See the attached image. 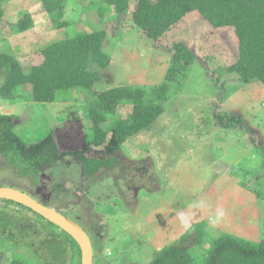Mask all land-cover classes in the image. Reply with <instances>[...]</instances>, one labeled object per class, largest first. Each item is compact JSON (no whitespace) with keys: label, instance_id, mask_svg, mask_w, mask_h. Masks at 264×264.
<instances>
[{"label":"rangeland","instance_id":"1","mask_svg":"<svg viewBox=\"0 0 264 264\" xmlns=\"http://www.w3.org/2000/svg\"><path fill=\"white\" fill-rule=\"evenodd\" d=\"M3 4L7 14L0 23V53L15 54L25 70L41 64V51L69 33L54 27L41 0H5ZM87 5V0H67L61 21H71V29L77 32L91 31L88 18L95 17L85 9ZM26 15L34 27L13 34L10 25ZM130 16L113 22L104 18V28L112 38L104 49L111 62L102 70L94 91L164 83L172 64L170 50L181 40L188 41L197 56H217L214 62L220 58L233 64L238 58L234 29L215 30L197 12L167 33L161 43L165 49L133 27ZM29 88L13 99L0 97V112L18 116L16 130L25 139L39 141L54 129L60 148L67 151L92 133L87 121L65 120L72 111L86 116L91 93L75 90L64 95L69 98L42 105L31 100ZM132 110L131 105L121 106L103 129L128 119ZM116 156L120 160L116 167L102 169L94 177L85 175L78 159L65 157L41 170L40 194L32 178L22 177L20 168L0 155V187L19 189L45 203L49 198L44 194L61 182L66 210L74 212L68 217L78 220L89 235L91 229L100 233L102 248L95 258L101 252L104 264H148L164 247L178 243L192 250L193 264H203L220 234L264 241V86L260 82L243 84L235 75L213 82L201 63H193L186 79L181 74L172 84L158 121L129 139ZM58 167L64 170L62 175ZM198 223L208 229L203 244H195V234L180 243L181 236L195 233L192 226ZM0 236V264H9L15 257L43 264L34 257V249L13 244L2 231ZM41 251L46 264H56L47 249Z\"/></svg>","mask_w":264,"mask_h":264},{"label":"trees","instance_id":"2","mask_svg":"<svg viewBox=\"0 0 264 264\" xmlns=\"http://www.w3.org/2000/svg\"><path fill=\"white\" fill-rule=\"evenodd\" d=\"M4 2L5 0H0V23L7 14ZM41 2L53 20L54 27L64 28L69 33L64 39L45 47L41 51L43 62L29 70L24 69L15 54L1 52L0 97L13 99L19 91L30 87V98L37 104H54L60 99L69 98L64 95L75 90L91 93L93 101L86 116L72 111L65 118L67 123L80 124L87 121L92 129V133L85 134L76 149L67 151L60 148L54 129H50L39 141H28L16 130L18 116L0 112V155L14 167L20 168L22 177L32 178L34 189L40 194L43 192L41 170L61 163L65 157L78 159L81 169L89 177H94L102 169L105 171L116 167L120 161L116 155L121 152L125 143L158 121L171 97L172 84L181 74L182 79H186L188 68L195 62L204 66L213 82H217L222 76L235 75L243 84L258 81L264 86V0H87L85 9L95 18H88L91 31L82 32L71 29V21H61L67 0ZM195 12L215 30L234 29L238 40V58L233 64H227L220 58L218 62H214V57L217 56H197V50L191 48L188 41L181 40L174 43L170 50L173 54L172 64L164 83L150 87L126 85L94 91L96 84L102 79V70L108 68L111 62L110 55L104 49L106 41L112 40L104 28L105 22L117 21L121 16L129 14L133 27L143 31L157 47L165 49L161 43L167 33L188 14ZM33 27L30 15L10 25L13 34ZM197 49L199 51L198 46ZM127 105L133 107L129 118L110 123L107 129H103L109 117L118 108ZM223 116L226 117L224 114ZM57 171L61 175L64 172L61 167ZM62 191L61 182L53 185L49 193L44 194L49 201L46 200L43 204L50 207L48 203H51L52 206L59 207V210L55 209L68 217L74 212L66 210L67 202ZM70 219L82 226L78 220ZM192 229L195 233L184 234L180 243L193 238L195 234V244H203L208 236L206 224H194ZM0 231L6 233L5 237L13 244L23 243L34 249V257L43 264L47 263V257L42 249L49 251L56 264H65L67 261L69 264H81V250L77 242L64 230L21 204L0 200ZM91 235L96 251H100V233L93 230ZM37 245L39 248L36 249ZM209 247L203 264H264V241L254 243L220 234ZM97 254L95 264H102L101 252ZM194 257L189 247L178 243L164 247L148 264H193ZM9 264L29 262L15 257Z\"/></svg>","mask_w":264,"mask_h":264},{"label":"water","instance_id":"3","mask_svg":"<svg viewBox=\"0 0 264 264\" xmlns=\"http://www.w3.org/2000/svg\"><path fill=\"white\" fill-rule=\"evenodd\" d=\"M0 200L21 204L47 219L69 234L81 250V264H94V248L87 232L75 221L54 208L44 205L29 193L12 187H0Z\"/></svg>","mask_w":264,"mask_h":264},{"label":"clouds","instance_id":"4","mask_svg":"<svg viewBox=\"0 0 264 264\" xmlns=\"http://www.w3.org/2000/svg\"><path fill=\"white\" fill-rule=\"evenodd\" d=\"M82 227V226H81ZM88 234V233H87ZM90 237V236H89ZM91 239V238H90ZM92 245H93V243H92ZM94 248V247H93ZM95 249H94V264H95V260H96V258H95Z\"/></svg>","mask_w":264,"mask_h":264},{"label":"flooded vegetation","instance_id":"5","mask_svg":"<svg viewBox=\"0 0 264 264\" xmlns=\"http://www.w3.org/2000/svg\"><path fill=\"white\" fill-rule=\"evenodd\" d=\"M93 232V230L91 229V233ZM89 235V234H88ZM90 238H92V235H90ZM91 241H92V239H91ZM94 246V245H93ZM94 249H95V252H96V248H95V246H94Z\"/></svg>","mask_w":264,"mask_h":264}]
</instances>
